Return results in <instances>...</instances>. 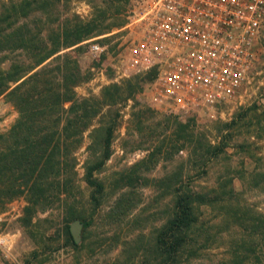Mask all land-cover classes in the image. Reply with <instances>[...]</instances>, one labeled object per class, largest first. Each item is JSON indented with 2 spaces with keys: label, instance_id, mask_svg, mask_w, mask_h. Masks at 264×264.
Returning a JSON list of instances; mask_svg holds the SVG:
<instances>
[{
  "label": "rangeland",
  "instance_id": "rangeland-1",
  "mask_svg": "<svg viewBox=\"0 0 264 264\" xmlns=\"http://www.w3.org/2000/svg\"><path fill=\"white\" fill-rule=\"evenodd\" d=\"M138 1L0 0V7L4 5L0 12L10 15L0 18V80L13 74L14 64L19 66L29 62L33 54L37 56V50L48 38L67 26L66 33L90 32L79 44L61 50L77 61L84 76L74 90L78 96L99 94L103 86L134 73L123 74L130 72L125 67L128 48L140 33L138 24L130 23ZM95 42L98 49L90 47ZM255 52L243 86L220 105L214 116L203 108L165 111L155 107L149 101L155 76L142 73L145 77L136 97L116 105L119 124L112 151L97 173L105 182L101 204L90 199L83 179L91 125L75 151V180L79 187L65 192L72 204L64 207L63 198L55 200L52 205L39 207L31 223H26L28 203L24 196L15 195L0 202V264H156L150 253L152 239L167 211V192L175 188L181 172L197 187L233 178L241 202L252 210L264 211V22ZM47 60L48 74L53 85H57L59 74L52 68L64 58L51 56ZM138 112L142 121L137 120ZM18 113L0 95V133L10 134ZM101 117L97 115L94 122ZM21 131L29 133L25 125ZM198 139L225 145L206 174L201 165L190 162ZM7 141H11L10 136ZM71 213L69 224L75 218L90 222L87 227L82 225L78 241L65 235L64 221ZM32 227H38L37 235ZM227 228V223L214 226L206 245L211 248L193 256L186 250L178 264L227 262L225 253L236 236L227 234L221 238L213 233L226 232Z\"/></svg>",
  "mask_w": 264,
  "mask_h": 264
},
{
  "label": "trees",
  "instance_id": "trees-1",
  "mask_svg": "<svg viewBox=\"0 0 264 264\" xmlns=\"http://www.w3.org/2000/svg\"><path fill=\"white\" fill-rule=\"evenodd\" d=\"M0 16L10 17L8 14L4 16L3 12ZM63 28L48 38V42L37 50V56L33 54L31 61L19 66L14 64L13 74L0 80V95H4L20 112L10 134L0 133V202H6L15 195L24 196L28 203L25 207L26 223H31L39 207L52 205L55 200L63 198L64 207L72 204L65 192L79 187L75 180V151L91 125L83 179L89 187L90 199L101 204L105 182L97 173L112 151L114 133L119 124L116 105L136 97L140 81L145 77L141 72L133 73L103 86L97 95L78 96L74 86L84 76L77 61L67 51L61 50L79 44L90 32L66 33L67 26ZM51 56L64 58L56 68H52L59 74L60 83L57 85H53L48 74L50 63L47 59ZM149 74L154 78L153 72ZM140 112L136 116L142 121ZM99 114L102 117L95 123ZM24 125L29 130L28 134L21 131ZM9 136L11 141H7ZM198 142L190 162L201 165L206 174L209 164L219 157L225 145H217L208 139L205 143L202 139ZM185 177L181 172L175 188L167 192V211L155 230L150 249L156 264H178L186 250H190L192 256L202 250L205 253L211 248L206 245L208 237L212 236V228L222 223H227L228 230L213 233L221 238L227 234L236 237L225 253L227 262L219 264H264V211L252 210L241 202L240 191L234 187L233 178L228 182L197 187ZM72 216L69 214L64 221L65 235L71 240L68 221ZM82 221L84 226L90 225L89 221ZM36 228L32 227L34 235H37ZM147 260L154 263L152 259Z\"/></svg>",
  "mask_w": 264,
  "mask_h": 264
},
{
  "label": "built area",
  "instance_id": "built-area-1",
  "mask_svg": "<svg viewBox=\"0 0 264 264\" xmlns=\"http://www.w3.org/2000/svg\"><path fill=\"white\" fill-rule=\"evenodd\" d=\"M138 2L130 23L140 33L128 48L130 72L123 74L153 72L149 101L159 109L203 108L214 116L241 89L253 65L264 0Z\"/></svg>",
  "mask_w": 264,
  "mask_h": 264
},
{
  "label": "water",
  "instance_id": "water-1",
  "mask_svg": "<svg viewBox=\"0 0 264 264\" xmlns=\"http://www.w3.org/2000/svg\"><path fill=\"white\" fill-rule=\"evenodd\" d=\"M83 222L79 218L73 219L69 224L70 233L75 241L80 239V231L82 228Z\"/></svg>",
  "mask_w": 264,
  "mask_h": 264
}]
</instances>
